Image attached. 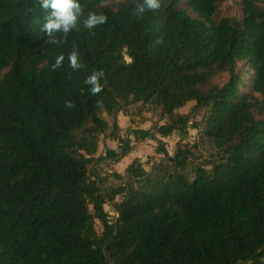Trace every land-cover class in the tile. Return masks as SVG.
Returning <instances> with one entry per match:
<instances>
[{
  "label": "trees",
  "instance_id": "1",
  "mask_svg": "<svg viewBox=\"0 0 264 264\" xmlns=\"http://www.w3.org/2000/svg\"><path fill=\"white\" fill-rule=\"evenodd\" d=\"M106 1L79 0L78 28L51 44L39 0H0V264H264V4L243 0L242 18H231L218 15L223 0H162L142 16V0ZM90 11L107 22L85 28ZM93 70L104 72L95 96L84 83ZM192 99L208 111L217 157L192 167L197 143L170 154L160 140L166 158L150 169L135 158L104 192L91 163L133 145L129 134L96 156L110 126L101 112L116 136L119 112L160 106L169 135L187 126L177 109Z\"/></svg>",
  "mask_w": 264,
  "mask_h": 264
},
{
  "label": "rangeland",
  "instance_id": "2",
  "mask_svg": "<svg viewBox=\"0 0 264 264\" xmlns=\"http://www.w3.org/2000/svg\"><path fill=\"white\" fill-rule=\"evenodd\" d=\"M123 0H107L104 5L116 7ZM264 4V0H259ZM219 16H229L231 18H242L243 16V0H223L218 13ZM130 60V57L127 56ZM224 77L219 76L217 81L223 80ZM196 99L190 100L187 104L178 108L177 111L188 117V124L185 129H176L169 135H162L158 130V126L171 118L160 106L152 104H132L127 111H121L117 115L118 130L116 136L111 132L114 126V117L103 110L102 116L110 121V126L105 132L100 133L99 149L96 154L105 156L108 148L120 150L123 146L120 138L130 137L132 139V150L122 159L116 160L114 157H105L104 159L96 158L90 165V173L100 178V185L104 192H109L114 187L123 183L127 178V166L135 159L139 158L145 163V167L150 169L154 162L166 158V154L158 151L160 140H162L170 154H174L176 150L185 143L198 146L195 148L197 157H193L191 166L197 165L199 162H208L218 155V147L213 137L206 131V116L208 111L206 108H195ZM134 128H151L153 136L145 139H136L132 130ZM118 174H123L124 178ZM120 199V196L117 197ZM106 208L110 211L111 218L117 215L112 203L107 201ZM98 229L103 230L100 222L97 223Z\"/></svg>",
  "mask_w": 264,
  "mask_h": 264
},
{
  "label": "clouds",
  "instance_id": "3",
  "mask_svg": "<svg viewBox=\"0 0 264 264\" xmlns=\"http://www.w3.org/2000/svg\"><path fill=\"white\" fill-rule=\"evenodd\" d=\"M40 8L46 13L44 22L40 26V31L48 37V43L59 44L60 40L56 38L55 34L63 33L66 37L73 29L78 28L81 16H83V8L79 0H39ZM162 6V0H142L136 2L134 12L138 16H142L146 11H156ZM107 16L103 13L90 11L86 18L83 19V26L87 29H93L98 25L107 22ZM156 44H162L163 40L158 38ZM69 67L74 71H79L83 65L79 59V50L75 47L68 54ZM65 60L63 54L55 58V63L51 65L53 71L59 69ZM104 77L103 70H93L90 75L86 77L84 83L89 86L88 90L91 95H98L103 90L101 78ZM83 91V89H82ZM99 105L100 102L97 101ZM67 108L75 107L71 100L65 101Z\"/></svg>",
  "mask_w": 264,
  "mask_h": 264
}]
</instances>
